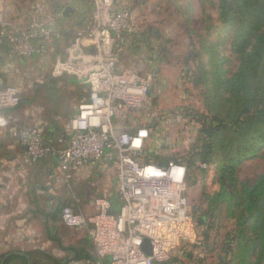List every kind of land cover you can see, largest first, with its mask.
Listing matches in <instances>:
<instances>
[{
    "label": "built area",
    "instance_id": "obj_1",
    "mask_svg": "<svg viewBox=\"0 0 264 264\" xmlns=\"http://www.w3.org/2000/svg\"><path fill=\"white\" fill-rule=\"evenodd\" d=\"M86 1L89 14L74 28L52 66L56 77L66 73L87 87L86 98L68 119L67 138L47 144L40 129L11 124L4 111L21 102L12 84L0 91V129L19 140L29 162L54 157L66 181L84 169L103 164L113 168V201L106 194L96 199L91 216L66 206L61 221L86 230L95 253L101 260L109 258L108 264H155L167 260L180 238L192 232L182 218L188 169L172 160L159 165L145 150L149 133L138 122L151 114L152 75L123 65L119 57L138 32L131 7L123 0ZM53 6V0L32 2L27 24L11 27L3 21L5 9L0 5V50L22 60L46 54L52 39L61 38L55 20L66 10L54 11ZM192 165L199 172L210 169L199 160ZM145 240L149 255L142 249Z\"/></svg>",
    "mask_w": 264,
    "mask_h": 264
},
{
    "label": "rangeland",
    "instance_id": "obj_2",
    "mask_svg": "<svg viewBox=\"0 0 264 264\" xmlns=\"http://www.w3.org/2000/svg\"><path fill=\"white\" fill-rule=\"evenodd\" d=\"M35 1L41 0H3L0 5L9 9L8 15L11 11L26 15ZM123 1L131 7L138 32L133 44L124 51L121 63L134 66L143 75H152L148 101L151 114L138 122L144 123L149 133L145 150L155 160L173 157L185 163L194 146L205 139L204 133L210 132L211 124L208 118H204L208 115L206 87L193 82V75L197 74L196 66L203 62L208 69L214 66L230 75L238 65V58L230 51L231 37L222 32L217 21V8L213 5L217 0ZM196 54L200 57L191 58ZM209 59L217 63L212 65L208 63ZM55 62V59L51 61L52 66ZM45 74L55 76L54 69L49 71L48 67ZM60 77L76 80L66 73L58 75L57 79ZM48 82L44 78L42 83L37 84L36 93H45L48 97L54 94L56 98L62 95L69 97L70 101L71 90L66 85ZM51 86L53 91L50 93L48 88ZM222 97L225 98L223 94L218 98L219 105ZM36 99L39 102L42 100ZM225 113L226 108L222 105L220 114L224 116ZM214 136L218 137V134L214 133ZM221 154H224L222 148L215 150L207 172H199L193 165L187 168L189 180L182 193V218L190 224L192 235L187 239L180 238L170 251L169 258L155 264H239L235 257L240 243V218L228 217L223 205L213 210L215 203L211 202V197L220 188V174L215 166ZM263 172L264 150L259 157L238 164L235 185L232 188L225 182V187L234 193L241 184H252ZM85 189L86 186L81 192ZM58 203L62 211L66 206L62 201ZM235 214L240 215L241 211L235 209ZM250 225L251 222L243 225L247 244L251 243L254 235ZM249 262L264 264V256L261 259L253 255L249 257Z\"/></svg>",
    "mask_w": 264,
    "mask_h": 264
},
{
    "label": "crops",
    "instance_id": "obj_3",
    "mask_svg": "<svg viewBox=\"0 0 264 264\" xmlns=\"http://www.w3.org/2000/svg\"><path fill=\"white\" fill-rule=\"evenodd\" d=\"M53 5L54 11L65 8L70 11L56 18L55 30L61 38L52 39L46 54L22 60L11 56L5 48L0 50V91L12 84L18 88L21 98L17 107L5 110L4 114L15 126L40 129L47 144H54L61 136L67 138L68 119L77 103L86 98L87 87L74 79L46 75L45 70L49 67L50 71L51 61L63 51L74 28L91 9L86 0H53ZM9 12L6 8L3 15L7 25L27 24L29 12L24 15L11 11L8 15ZM128 48L119 54L120 61ZM44 78L54 85H66L71 90L70 101L62 95L56 98L54 94L49 97L45 93L37 94L35 86ZM48 90L51 93L52 86ZM36 98L42 100L39 102ZM113 174V168L103 164L99 169H84L66 181L54 157L29 162L26 148L19 140L6 129H0V262L7 256L4 264H26L27 258L17 255L25 254L32 264H108L109 258L101 260L95 253L86 230L69 228L62 223L58 201L91 216L96 212V199L106 194L113 201ZM84 186L86 189L81 192Z\"/></svg>",
    "mask_w": 264,
    "mask_h": 264
},
{
    "label": "trees",
    "instance_id": "obj_4",
    "mask_svg": "<svg viewBox=\"0 0 264 264\" xmlns=\"http://www.w3.org/2000/svg\"><path fill=\"white\" fill-rule=\"evenodd\" d=\"M213 5L222 32L231 37L230 51L238 58V65L230 75L214 66L208 69L203 62L196 66L193 82L206 87L208 115L204 118L211 123L210 132L204 133V140L208 141L194 146L189 159L182 163L188 169L196 160L210 164L215 150L223 149L215 166L220 174V188L211 202L215 203L213 210L223 205L228 217L240 218V243L235 258L239 264H250L249 257L264 256V172L252 184H241L234 193L226 189L225 182L233 188L236 166L259 157L264 150V0H217ZM208 63L217 62L209 59ZM221 94L225 98L219 105ZM222 105L226 108L224 116L220 114ZM153 160L159 165L179 161L173 157ZM235 209L241 214H235ZM246 222H251L254 234L250 244L245 241Z\"/></svg>",
    "mask_w": 264,
    "mask_h": 264
},
{
    "label": "water",
    "instance_id": "obj_5",
    "mask_svg": "<svg viewBox=\"0 0 264 264\" xmlns=\"http://www.w3.org/2000/svg\"><path fill=\"white\" fill-rule=\"evenodd\" d=\"M70 10L69 9H66L65 13H64V16L67 15V13L69 12ZM142 249L143 251L146 253V254H150V248H149V244H148V241H144L143 245H142ZM17 255H22L24 256L25 258H27L28 260V257L25 255V254H17ZM7 256H5L2 261L0 262V264H4L5 260H6Z\"/></svg>",
    "mask_w": 264,
    "mask_h": 264
},
{
    "label": "flooded vegetation",
    "instance_id": "obj_6",
    "mask_svg": "<svg viewBox=\"0 0 264 264\" xmlns=\"http://www.w3.org/2000/svg\"><path fill=\"white\" fill-rule=\"evenodd\" d=\"M55 216H57V213H55ZM26 259V258H25ZM26 264H32L31 262H30V259H29V261L26 259ZM43 264V263H42ZM53 264H64L63 262H55V263H53Z\"/></svg>",
    "mask_w": 264,
    "mask_h": 264
}]
</instances>
